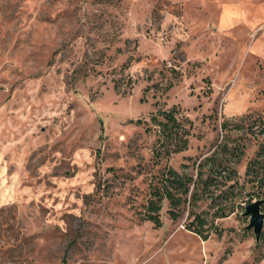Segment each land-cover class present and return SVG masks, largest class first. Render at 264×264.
Segmentation results:
<instances>
[{
    "label": "rangeland",
    "instance_id": "rangeland-1",
    "mask_svg": "<svg viewBox=\"0 0 264 264\" xmlns=\"http://www.w3.org/2000/svg\"><path fill=\"white\" fill-rule=\"evenodd\" d=\"M218 11L219 0H0V264H264L243 205L205 239L185 227L186 207L171 219L165 201L158 227L138 213L165 164L195 177L224 143L243 182L264 136V19L220 30ZM172 108L188 144L157 162L151 116ZM195 209L213 211L207 198Z\"/></svg>",
    "mask_w": 264,
    "mask_h": 264
},
{
    "label": "trees",
    "instance_id": "trees-1",
    "mask_svg": "<svg viewBox=\"0 0 264 264\" xmlns=\"http://www.w3.org/2000/svg\"><path fill=\"white\" fill-rule=\"evenodd\" d=\"M151 119L159 126V139L162 140L161 144L165 145L163 150L155 152L157 162L158 159H167L171 153L179 152L187 147L189 131L181 126L174 108L158 110L151 116ZM262 123L260 132L264 133V122ZM226 125V122L221 124L222 128ZM232 150L224 143L200 158L195 177L165 164L157 174L152 176L149 195L142 210L138 212L140 219L149 220L156 227L161 226V210L164 202L167 201L169 217L177 219L181 215V209L186 207L185 227L205 239L211 233H221L222 229L215 223V219L229 215L236 205L241 207L243 205L244 208V205L249 202L263 199L262 208L264 205V136L256 155L246 165L243 182L239 181L236 169L226 164L228 158L220 157L222 153ZM246 184L250 185L248 190H245ZM237 194L241 195L240 198L246 196V201L242 200L246 203L230 202V199ZM205 198L209 199V207L213 209L211 213L208 210L197 211L195 209L197 202ZM260 240L264 241V224Z\"/></svg>",
    "mask_w": 264,
    "mask_h": 264
},
{
    "label": "crops",
    "instance_id": "crops-1",
    "mask_svg": "<svg viewBox=\"0 0 264 264\" xmlns=\"http://www.w3.org/2000/svg\"><path fill=\"white\" fill-rule=\"evenodd\" d=\"M264 19V0H219L216 25L220 30L237 28L250 32Z\"/></svg>",
    "mask_w": 264,
    "mask_h": 264
},
{
    "label": "water",
    "instance_id": "water-1",
    "mask_svg": "<svg viewBox=\"0 0 264 264\" xmlns=\"http://www.w3.org/2000/svg\"><path fill=\"white\" fill-rule=\"evenodd\" d=\"M263 199H257L244 205L243 215L248 216V228H252L256 240H260L264 224V212L261 210Z\"/></svg>",
    "mask_w": 264,
    "mask_h": 264
}]
</instances>
